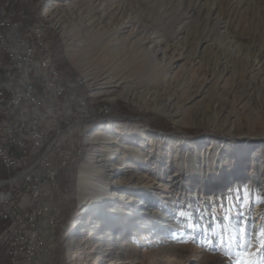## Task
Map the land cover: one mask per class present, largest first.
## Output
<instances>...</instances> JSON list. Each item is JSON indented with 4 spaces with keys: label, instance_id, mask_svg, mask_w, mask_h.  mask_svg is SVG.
Listing matches in <instances>:
<instances>
[{
    "label": "rangeland",
    "instance_id": "obj_1",
    "mask_svg": "<svg viewBox=\"0 0 264 264\" xmlns=\"http://www.w3.org/2000/svg\"><path fill=\"white\" fill-rule=\"evenodd\" d=\"M12 1L29 14H40L49 30L59 36L66 62L79 78L77 83H70L85 102L95 108V113L109 109L106 117L92 120L80 129L82 161H76L81 164L76 178L75 220L63 219V231L54 240L50 264H54L59 246L64 249V264H92L94 260L95 264H168V257L175 264H264V235L254 229L260 226L264 230V224L256 221L257 216L264 219V141L260 138L264 135V0H239L238 4L229 0L222 5L219 15L223 22L228 21V37L219 34L215 23L207 22V10L203 9L187 21L186 32L194 37L181 40L177 46L173 42L167 44L169 55H173L167 82L155 80L157 73L129 76L115 88L128 89V96L114 100L104 94L94 95L102 89L91 87L86 71L74 61L88 45L97 47L108 41V35L118 27L113 15L119 0ZM122 1L129 2L131 8L141 5L144 14L136 18L156 28L163 23L158 30L166 35L169 31L162 30L166 28L164 17L171 25L177 24L188 7L185 0ZM53 3H57L55 18L44 13ZM92 15L97 20L95 24ZM91 24L97 25L93 32L99 33L90 43ZM205 31L212 32L213 40L197 48V38H204ZM66 32L71 35L70 41ZM208 44L213 49L206 47ZM107 48L106 45L99 54L108 52ZM71 49L78 54L72 56ZM93 60L95 65L90 69L100 71L102 65L95 57ZM119 103L130 110L126 118L137 124L125 121L124 115L113 110L112 106ZM149 115L164 119L172 133L151 129ZM107 126L114 130L109 136L94 138L91 146L88 137ZM187 130L196 134L188 135ZM237 137L250 142L237 146ZM194 143L196 147L190 150ZM238 149L246 156L236 177L232 168L241 158ZM193 151L197 155H192ZM103 155L108 163L119 167L109 179L112 185L129 183L142 175L154 183H143L139 191H125L132 195L131 206H126L129 199L122 203L105 200L91 205L94 210H85L80 204L78 174L89 156ZM174 174L180 175V182L170 186L168 177ZM196 188L194 197L192 191ZM62 190L60 211L64 203L68 205L69 195ZM119 190L112 188L115 194L123 193ZM106 203L111 205L108 210H116V214L102 212ZM92 216L95 228L83 234L76 246H70L82 232L83 223ZM127 243L132 248L125 246ZM0 264H7L2 251Z\"/></svg>",
    "mask_w": 264,
    "mask_h": 264
},
{
    "label": "built area",
    "instance_id": "obj_2",
    "mask_svg": "<svg viewBox=\"0 0 264 264\" xmlns=\"http://www.w3.org/2000/svg\"><path fill=\"white\" fill-rule=\"evenodd\" d=\"M15 3L0 1V246L7 264H50L61 173L82 161L79 128L107 115L52 63L36 12Z\"/></svg>",
    "mask_w": 264,
    "mask_h": 264
},
{
    "label": "bare ground",
    "instance_id": "obj_3",
    "mask_svg": "<svg viewBox=\"0 0 264 264\" xmlns=\"http://www.w3.org/2000/svg\"><path fill=\"white\" fill-rule=\"evenodd\" d=\"M185 1H188V7L183 19L180 21L181 22L180 26L177 25L180 22L171 25L167 16L164 17L163 20H165L166 28L162 30L166 32L169 31V34L166 35V34H162L160 30H158L163 26V23L162 24L158 23L157 25L158 28H156L154 27V25L149 26L136 18L138 16L140 17V13L142 16L144 14V9L141 5L138 4L137 5L138 8H131L129 7L130 6L129 2L119 0L118 4L116 5L115 14L113 15V17L118 22L117 23L118 27L115 30H113L110 33V35H108V37L106 38L108 39V41L105 42V45L100 44L97 45V47L96 46L91 47L88 45V47L79 54L78 52L73 51L71 49L74 52L72 56H76L78 54V57L76 58V61H74V63L79 67V69H82V71H86L85 75L88 76L89 85L91 87L102 89L100 91L95 92L94 95L104 94L107 97V99L110 100L118 99L119 97H127L128 89H125L124 91H117L115 90V88L117 89V87L121 86V84L125 82L129 78V76L131 77L133 75L134 77V75H137L139 73L143 75L149 73H157L155 80L157 79L160 82L162 81V83L167 82V80L169 79V74L167 72L170 69L173 61V57H172L173 55H169V49H168L169 45L167 44L168 42H173L174 43L173 45L177 46L176 44H180L181 40H188L191 37H194L190 33L186 32L185 28L186 25L189 23L187 21H191V19L198 13H201L203 9L207 10L206 11L207 22L210 24L215 23L216 24L215 26L217 27L219 34L221 36L228 37L227 36L228 34H226L228 21L223 22V19L221 18L219 13L222 9V5L228 4L229 0H185ZM232 1H234V3L236 4L241 3L239 0H232ZM134 2L136 1L134 0ZM55 5H57V3H53V6L47 8L44 13L48 16L53 15V17L55 18V9H56ZM91 17L93 21L94 20L97 21L96 19H94V15H92ZM36 20H37V28L40 29L41 37L43 40L47 41L48 49H50L52 53L51 47L47 39V32L49 30V26L45 24L46 20H44V18H42L40 14H36ZM56 21L58 22V20ZM94 24H91L90 28L88 29L89 30L88 33L91 35L90 43L92 41L95 42L96 37H94V35L99 33V31H96L95 33L93 32V29H95L97 26ZM223 29L224 31L221 33L220 31H222ZM66 37L70 41L71 35L67 32H66ZM202 37L204 38H197V40H199L197 48L198 46L201 47L203 46V44H207L208 42L213 40L211 31H205ZM70 43L72 45L73 41ZM165 44L167 46H164ZM106 45L109 47L107 48L109 51L99 54L104 50ZM219 46L222 48L223 43ZM206 47H210L211 49H213L210 44H208V46ZM94 57L95 60L102 65L100 71L98 72H94L92 69H90L93 65H95V61L93 60ZM52 63L56 64L54 61L53 53H52ZM119 67H123V68L120 69ZM106 114H109V109H106ZM85 126H87V124ZM80 129L81 128H79L78 130V138L79 137L81 138L82 136ZM113 130L114 128L110 126L100 128L96 131V133H94V136L93 134H91L88 137V141L92 146L94 145V138H98L100 136H109V132H112ZM80 138L78 141V145L80 142ZM260 138L264 141V135L260 136ZM249 142L250 141L246 142L242 140V137H237L235 140V144L237 146H239L240 144H243L244 146ZM194 144H191L189 146L190 150H193L196 147V144L195 145ZM79 147H80V152H82L81 145H79ZM238 150H240L239 154L241 155V158L237 159L236 161L237 163L232 168V171L235 172V174L233 175H235L236 177L238 175L237 173L241 172L242 170L241 167L243 166L242 165L240 167L239 164H243L244 161L243 158L244 156H246V154H241L242 153L241 149ZM192 155L195 156L197 154L195 151H193ZM138 158L140 159V157ZM117 159L118 158L115 159V157L113 158V160H117ZM107 160L108 159L105 155H103L101 158L89 156L79 171L78 174V189L80 193L79 198H80V204L82 205L83 208L85 207V210L92 211L94 210V208H91V205L94 206L98 203L101 202L103 203L105 200H116L122 203L126 201L125 199H129L128 200L129 203L126 204V206H131V202L133 200L132 195H126L124 192L128 191L130 188L139 191L141 190V188H143L141 186L143 183L144 184L154 183L153 180L150 179L147 175H142L133 178V180H131V182L129 183H125L126 185L122 183L120 185H112L109 179L112 178L113 173L119 170V167L116 165V163L113 164L108 163ZM118 161H120V158L118 159ZM168 178L169 179L167 182L170 186L177 185L180 182L179 180L180 175L174 174L172 176L170 175V177ZM114 186L118 187L120 189L119 191H123V193L120 194L113 193L112 188ZM125 188L126 190H124ZM197 189L198 188L192 191L194 197L197 196L196 193L198 191ZM262 189L264 194V185H262ZM105 205H106L105 207L106 209L103 210L102 212L106 213L108 211V213L116 214V210L113 209L108 210V208L111 205H108L107 203ZM263 207H264V201H263ZM256 221L258 223L260 222L261 224L262 223L264 224V219H262L260 216H257ZM94 222L95 221L93 216L90 217L88 220H86L81 227L82 232L80 234H77L74 237L75 239H73V241H71L69 245L76 246V244H78V241L82 240L81 236L83 234L85 235L90 231L91 228H95L93 226ZM254 229H256L255 232L256 233L258 232V234L262 232L260 226H256ZM128 245L129 244L127 243L125 246ZM129 247L132 248L131 245H129ZM71 250L70 252L76 257V254ZM102 251L105 252L106 250L102 248ZM110 262L111 261H108V263ZM95 263L96 260H94L92 264ZM167 263L175 264L174 259H172L171 257L167 258Z\"/></svg>",
    "mask_w": 264,
    "mask_h": 264
},
{
    "label": "trees",
    "instance_id": "obj_4",
    "mask_svg": "<svg viewBox=\"0 0 264 264\" xmlns=\"http://www.w3.org/2000/svg\"><path fill=\"white\" fill-rule=\"evenodd\" d=\"M21 2V0H20ZM21 4V3H20ZM17 8L20 9V6L17 5ZM47 39L51 42L52 44V49H53V55H54V61L58 67V69L61 71L63 77L68 81V82H78L79 78L75 75H73V71L70 69L68 63L66 62V58L64 55V51L62 48V42L57 34H55L53 31L48 30L47 32ZM80 90L83 89V86L78 87ZM113 110L117 111L118 113L124 115L126 118L129 115V108L126 107L124 104H116L112 106ZM127 122L131 123H136L135 121L131 120L130 117L126 118ZM148 121H149V126L153 130H158V131H163L165 133H172V128L168 126V124L165 122L164 119H158L155 118L154 115H149L148 116ZM186 133L188 135L194 136L196 134V131L194 130H187ZM81 162L70 168L67 172H63L62 179H61V187L62 189L66 190V192L69 193L68 195V205L66 203L61 206V212L63 219L68 221L75 220V207L74 206L76 203V178H77V173H78V168L80 166ZM4 225L2 222H0V232L3 230ZM70 234V231L68 230L66 232V237ZM0 251H2V247L0 246ZM55 262L54 264H64L65 263V253L64 249L62 246H59L58 249H56L55 252Z\"/></svg>",
    "mask_w": 264,
    "mask_h": 264
},
{
    "label": "snow or ice",
    "instance_id": "obj_5",
    "mask_svg": "<svg viewBox=\"0 0 264 264\" xmlns=\"http://www.w3.org/2000/svg\"><path fill=\"white\" fill-rule=\"evenodd\" d=\"M262 235H264V230H262ZM249 256H251L252 254L251 253H248ZM246 264H251V261H247Z\"/></svg>",
    "mask_w": 264,
    "mask_h": 264
},
{
    "label": "water",
    "instance_id": "obj_6",
    "mask_svg": "<svg viewBox=\"0 0 264 264\" xmlns=\"http://www.w3.org/2000/svg\"><path fill=\"white\" fill-rule=\"evenodd\" d=\"M158 132H160V133H165V132H163V131H158Z\"/></svg>",
    "mask_w": 264,
    "mask_h": 264
}]
</instances>
